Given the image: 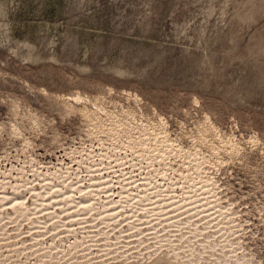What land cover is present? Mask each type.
Listing matches in <instances>:
<instances>
[{
  "label": "rangeland",
  "instance_id": "1",
  "mask_svg": "<svg viewBox=\"0 0 264 264\" xmlns=\"http://www.w3.org/2000/svg\"><path fill=\"white\" fill-rule=\"evenodd\" d=\"M82 186L88 196L99 194L93 200L101 197L95 211L105 213L104 219L99 216L103 222L94 219V210L71 207L70 193L77 189L74 199H79ZM68 187H74L66 193L70 208L61 195ZM17 194L31 203L29 216L15 211L14 199L5 200ZM133 195L143 198L141 203ZM0 199L3 264H53V256L80 254L89 246L101 259L108 254L101 249L104 237H121L136 220L143 226L142 214L145 219L151 210L169 220L195 216L231 225L264 259V0H0ZM105 207L117 217L110 218ZM118 211L122 218L132 215L131 222ZM133 212L141 218L134 220ZM87 219L99 224L96 228L105 219L117 223L112 228L107 222L109 228L105 222L113 229L106 235L105 226L96 230ZM57 224L64 228L58 231ZM134 231L120 238L127 242L121 250L142 238ZM98 233L104 235L102 245ZM75 237L79 246L73 245Z\"/></svg>",
  "mask_w": 264,
  "mask_h": 264
},
{
  "label": "clouds",
  "instance_id": "2",
  "mask_svg": "<svg viewBox=\"0 0 264 264\" xmlns=\"http://www.w3.org/2000/svg\"><path fill=\"white\" fill-rule=\"evenodd\" d=\"M135 211V209H134ZM149 231L141 232L137 254L126 264H264L231 225L195 216L166 219L159 211L145 217ZM130 227L139 230V221ZM120 246V240L116 241ZM126 259V258H125Z\"/></svg>",
  "mask_w": 264,
  "mask_h": 264
},
{
  "label": "bare ground",
  "instance_id": "3",
  "mask_svg": "<svg viewBox=\"0 0 264 264\" xmlns=\"http://www.w3.org/2000/svg\"><path fill=\"white\" fill-rule=\"evenodd\" d=\"M78 95H79V94H78ZM77 98L80 99L81 97L78 96ZM71 99H72V98H71ZM94 105H95V104H94ZM96 105H97V104H96ZM99 106H100V105H99ZM86 107H87V106H86ZM78 109H79V108H78ZM90 110H92V109H90ZM99 110H100V109H99ZM86 111H87V110H86ZM88 112H89V111H88ZM92 112H93V111H92ZM102 113H103V112H102ZM85 117H86V116H85ZM102 118H103V117H102ZM121 118H122V117H121ZM133 118H134V117H133ZM133 118H132V119H133ZM91 119H92V118H91ZM99 119H100V118H99ZM120 120H121V119H120ZM89 122H90V121H89ZM99 122H101V121L99 120ZM103 124H104V123H103ZM120 124H123V123H120ZM130 124H131V123H130ZM95 125H96V124H95ZM95 125H94V126H95ZM116 126H117V125H116ZM116 126H115V127H116ZM118 127H119V126H118ZM121 129H122V128H121ZM118 131H119V130H118ZM42 174H43V173H42ZM59 180H60V179H59ZM50 181H51V180H50ZM50 181L48 180V183H49ZM63 181H64V180H63ZM97 181H98V180H97ZM97 181H96V182H97ZM44 182L46 183V181H44ZM57 182H59V181H57ZM61 182H62V181H61ZM68 182H69V181H68ZM26 183H28V182H26ZM52 183H53V185H54V182H52ZM63 183H65V182H63ZM41 184H42V183H41ZM49 184H50V183H49ZM66 184H67V183H66ZM66 184H65V185H66ZM69 184H70V182H69ZM71 184H72V183H71ZM76 184H77V183H76ZM134 184H135V183H134ZM21 185H22V184H21ZM60 185H61V183H60ZM60 185L58 184L59 187H62V186H60ZM62 185H63V184H62ZM65 185H64V187L68 186V185H66V186H65ZM87 185H88V184H87ZM17 186H18V185H17ZM49 186H50V185H49ZM55 186L57 187V185H55ZM76 186H77V185H75L74 187L76 188ZM100 186H101V185H100ZM112 186H113V185H112ZM125 186H126V185H125ZM125 186H124V187H125ZM13 187H14V185H13ZM13 187H12V189H13ZM15 187H16V186H15ZM21 187H23V186H21ZM42 187H43V186H42ZM45 187H47V186H45ZM53 187H54V186H53ZM74 187H71V188H74ZM86 187H87V186H86ZM86 187L83 188V186H82V188H81V187L78 188L79 192H81V194H83V195H81L82 197L80 196L79 199H74L75 197H77V195H76V196L74 195V192H75L77 189L73 190L74 192H73V193H70V195H69L68 192H69L70 190L72 191V189H71L70 187H68L69 190H67V191L64 190L65 192L62 193L61 195H63V198L65 197L64 195H65L66 193H68L69 197H70L71 195L74 196V198L71 197V199H73V200H71V201L68 200V201L71 202V207L74 208V210L77 209V210H84V211H85V209H87V210H86L87 213H88V212H92V211L94 210V212H95V214H96V211H95V210H97L96 208L98 207V204H97V203L102 202L101 199H100L101 197L98 198L99 200L95 199V198H96V197H95L94 200H96V201H98V202H92V201H91V200H93L92 197H94V193H96V192H94V191H96L95 189H97V188L94 187V191H93L94 193L92 192V193H93V194H92V197L90 196V195H91V193H90L89 196L92 198V199L90 200V197H89L87 194H85V191H86L87 188H88V187H87V188H86ZM103 187H104V186H103ZM7 188H8V187H7ZM28 188H29V187H28ZM32 188H33V187H32ZM34 188H35V187H34ZM34 188H33V189H34ZM47 188H48V187H47ZM47 188H46V189H47ZM57 188H58V187H57ZM57 188L54 187V189H57ZM90 188H92V190H93V187H90ZM90 188H89V190H90ZM17 189H18V187H17ZM17 189H13V190L16 192ZM20 189H21V188H20ZM36 189H38V188H36ZM44 189H45V188H44ZM52 189H53V188H52ZM54 189H53L52 191H55ZM124 189L127 190V187L124 188ZM124 189H123V191H125ZM21 190H22V189H21ZM25 190H26V188L24 189V191H25ZM61 190H62V188H61ZM61 190H58V191L56 190V191H57L56 194H58L59 192H61ZM107 190H108V189H107ZM5 191H6V190H5ZM24 191H23V192H24ZM35 191H36V190H35ZM35 191L33 190V191H31V192L33 193V192H35ZM25 192H26V191H25ZM47 192H49V190H48ZM50 192H51V191H50ZM76 192H78V191H76ZM76 192H75V193H76ZM83 192H84V193H83ZM89 192H91V190H90ZM97 192H98V191H97ZM103 192H105V191H102V194H103ZM11 193H12V192H11ZM16 193H18V190H17ZM21 193H22V192H21ZM21 193H19V194H21ZM36 193H37V192H36ZM36 193H33V194H36ZM43 193H46V192H43ZM43 193H42V195H44ZM51 193H52V192H51ZM86 193H88V191H87ZM100 193H101V192H100ZM121 193H122V192H121ZM123 193H124V192H123ZM132 193H133V192H132ZM5 194H6V193H5ZM23 194H24V193H23ZM56 194H55V193L53 194V195H54V199H53V200H55V197H57V196H55ZM59 194H60V193H59ZM108 194H109V193H108ZM108 194L105 193V198H106V197L108 198V196H107ZM112 194H114V193H111L110 196H111ZM125 194H126V193H125ZM17 195H18V194H17ZM17 195H16V196H17ZM21 195H22V194H21ZM40 195H41V194H40ZM40 195H37V196L40 197ZM42 195H41V196H42ZM48 195H49V194H48ZM79 195H80V194H79ZM97 195H99V194L96 193L95 196H97ZM103 195H104V194H103ZM143 195H144V194H143ZM2 196H3V195H2ZM4 196H5V195H4ZM19 196H20V195H18L17 197L14 198V197H11V196H9V195H6V196H5V200L7 199V200L9 201L10 198L14 199L15 201L13 200V202H15V203H13V206H14L15 204H17V207H15L16 205L14 206V207H15V211L17 210V211H16L17 213H20V214H22V215L24 216V215H26V213L28 212V209L31 207V203H29V201H28L27 199H23V198H21L22 196H21V197H19ZM34 196H35V195H34ZM46 196H47V194H46ZM87 196H88V198H87ZM113 196H114V195H113ZM125 196H126V195H125ZM127 196H129V197H127ZM127 196H126V198H128V200H130V198H131L130 195H127ZM147 196H148V195H147ZM24 197H25V196H24ZM29 197H31V196H29ZM29 197H28V198H29ZM60 197H61V196H60ZM67 197H68V196H67V194H66V197H65V198H66V201H67ZM69 197H68V198H69ZM97 197H99V196H97ZM103 197H104V196H103ZM120 197H122V196H120ZM120 197H119V198H120ZM123 197H124V195H123ZM133 197L135 198L134 195H133ZM133 197H132V199H134ZM150 197H151V196H150ZM152 197H153V196H152ZM152 197H151V198H152ZM186 197H187V196H186ZM3 198H4V197H3ZM3 198H2V199H3ZM33 198H34V197H33ZM40 198H41V197H40ZM46 198H47V197H46ZM49 198H50V197H49ZM49 198H48V200H49ZM65 198H64V199H65ZM112 198H113V197H111L110 200H112ZM146 198H147V197H146ZM29 199H31V198H29ZM60 199H61V198H60ZM108 199H109V198H108ZM108 199H105V200H108ZM135 199H136V201H137V198H135ZM141 199H143V198H139V199H138V201L140 200V201H139L140 203H141ZM144 199H145V198H144ZM149 199H150V198H149ZM0 200H1V199H0ZM31 200H32V199H31ZM44 200H45V201H44V205H46L45 202H46L47 199H44ZM57 200H58V199H57ZM62 200H63V199H62ZM94 200H93V201H94ZM105 200H104V201H105ZM123 200H124V199H122L121 201H123ZM125 200H127V199H125ZM128 200H127V202H128ZM2 201H3V200L0 201V204H1ZM27 201H28V202H27ZM35 201H36V202H35ZM35 201L33 200V202H34L35 204H37V199H36ZM41 201H42V198H41ZM55 201H56V200H55ZM55 201H54L53 204L56 205V202H55ZM58 201H60V200H58ZM66 201H65V202H66ZM68 201H67V204L69 203ZM113 201H114V200L110 201V202H112V203H111V206H112V207H113V205L115 204V203L113 204ZM117 201H118V203H119V200H117ZM130 201L133 202V200H130ZM136 201H135V202H136ZM138 201H137V202H138ZM148 201H149V200H148ZM33 202H32V203H33ZM39 202H40V199H39ZM51 202H52V201H51ZM106 202H108V201H106ZM106 202L103 203L102 205H103V206L106 205L107 208L109 209V205H107ZM114 202H115V201H114ZM124 202H125V201H124ZM131 202H128V203H131ZM135 202H134V203H135ZM6 203H7V201H6ZM10 203H11V202H10ZM48 203H49V202H47V205H48ZM57 203H58V202H57ZM118 203H117V205H119ZM134 203H132V204H134ZM140 203H139V204H140ZM167 203H168V202H167ZM174 203H175V202H174ZM29 204H30V205H29ZM50 204H51L52 207H55V208L58 207L59 204L61 205V208H62V206H63L61 203H58V206H55V205L53 206L52 203H50ZM96 204H97V206H96ZM112 204H113V205H112ZM120 204H121V202H120ZM126 204H127V203H126ZM132 204H131V205H132ZM137 204H138V203H137ZM137 204H136V205H135V204L133 205L134 208H135L136 206L139 205V204H138V205H137ZM170 204H171V203H170ZM1 205H2V204H1ZM3 205H4V203H3ZM32 205H34V204H32ZM38 205H41V203L38 204ZM44 205H43V206H44ZM47 205H46V207H49V206H47ZM102 205H101V206H102ZM128 205H129V204H128ZM128 205H127V206H128ZM199 205H200V204H199ZM6 206H8V205H6ZM9 206H10V204H9ZM68 206H69V207H68ZM68 206H67V208H70V205H69V204H68ZM123 206H124V205H123ZM152 206H153V205H152ZM171 206H172V205H171ZM174 206H175V205H174ZM0 207H1V206H0ZM2 207H4V206H2ZM39 207H40V206H39ZM99 207H100V204H99ZM115 207H119V206H115ZM115 207H114V209H115ZM144 207H145V206H144ZM159 207H161V205H160ZM5 208H6V207H5ZM31 208H33V207H31ZM34 208H35V207H34ZM42 208H44V207H42ZM55 208H54V210H55L56 212L59 211L58 209H55ZM121 208H122V207H121ZM138 208H139V207H138ZM147 208H148V207H147ZM8 209H11V208L9 207ZM44 209H45V208H44ZM44 209H43V210H44ZM46 209L48 210V208H46ZM50 209H51V207H50ZM59 209H60V206H59ZM63 209H64V208H62L61 210H63ZM65 209H66V208H65ZM65 209H64V210H65ZM98 209H100V208H98ZM108 209H106V207H105V208H104L105 212H106ZM119 209H120V208H119ZM119 209H118V210H119ZM122 209H123V208H122ZM122 209L120 210L121 212H122ZM132 209H133V207H132ZM139 209H143V206H142V208H139ZM144 209H145V208H144ZM163 209H164V208H163ZM0 210H1V209H0ZM29 210H30V209H29ZM43 210H42V211H43ZM61 210H60V212H61ZM70 210H71V209H69V211H70ZM115 210H116V209H115ZM156 210H157V209H156ZM173 210H174V209H173ZM173 210H172V211H173ZM8 211H9V210H8ZM8 211H7V212H8ZM13 211H14V210H13ZM13 211H12V209H11V212H13ZM34 211H35V210H34ZM36 211H37V210H36ZM36 211H35V212H36ZM39 211H40L39 213H42V212H41V209H39ZM44 211H45V210H44ZM49 211H50V213H53V212L55 213V211L52 212V210H48V212H49ZM65 211H66V210H65ZM67 211H68V210H67ZM69 211H68V212H69ZM97 211H98V210H97ZM101 211H102V210H101ZM108 211H109V210H108ZM108 211H107V213L110 212V211H109V212H108ZM120 211H118V215H119ZM135 211H136V210H135ZM135 211H134V212H135ZM137 211H138V210H137ZM151 211H152V210H151ZM193 211H194V210H193ZM7 212L5 213V211H4L5 215L7 214ZM9 212H10V211H9ZM9 212H8V214H9ZM16 212H15V215L17 214ZM37 212H38V211H37ZM45 212H47V211H45ZM70 212H72V211H70ZM73 212H74V213H73V215H74V214H75V211H73ZM76 212H77L76 215H78V212H80V211H76ZM94 212H92V213H94ZM114 212H115V211H114ZM134 212H133V215L136 213V212H135V213H134ZM147 212H148V211H147ZM185 212H186V211H185ZM31 213H34V212L32 211ZM43 213H44V212H43ZM62 213H64V212L62 211ZM81 213L84 214V212H82V211H81ZM87 213H85V215H86ZM97 213H98V212H97ZM107 213H106V214H107ZM110 213L112 214V213H113V210H112V212H110ZM110 213H109V217L112 216ZM124 213H125V212H124ZM124 213H123V214H124ZM141 213H143V212H141ZM145 213H146V212H145ZM168 213H169V212H168ZM11 214H12V213H11ZM20 214H19V215H20ZM34 214H35V213H34ZM34 214H33V216H34ZM36 214H37V213H36ZM48 214H49V213H48ZM48 214H47V215H48ZM58 214H59V213H58ZM60 214H61V213H60ZM60 214H59V215H60ZM68 214H69V213H68ZM70 214H71V213H70ZM114 214L117 215L116 213H114ZM120 214H122V213H120ZM137 214L139 215V213H137ZM175 214H176V213H175ZM175 214H174V215H175ZM184 214H185V213H184ZM186 214H187V213H186ZM17 215H18V214H17ZM27 215L29 216L28 213H27ZM37 215H39V214H37ZM37 215H35L34 217H36ZM40 215H41V214H40ZM40 215H39V216H40ZM42 215L44 216L45 213L42 214ZM51 215H52V214H51ZM51 215H49V216H51ZM59 215H56V214L54 215V214H53V215H52V219H53V218L56 219V217H60ZM62 215H63V214H62ZM65 215H66V217H67V216L69 217V215H67V214H65ZM79 215H81V214L79 213ZM88 215H89V217L91 216V217L93 218V216H92L91 213H89ZM93 215H94V214H93ZM96 215H97V214H96ZM101 215H102V212H101ZM101 215L99 214V216H101ZM143 215H144V213L142 214V218H143V219H141V222H142V220H144V222L146 223L147 220L145 221ZM163 215H164V214H163ZM170 215H171V214H170ZM172 215H173V214H172ZM179 215H180V214H179ZM1 216H2V215H1ZM7 216H8V215H7ZM12 216H13V215H12ZM23 216H22V217H23ZM31 216H32V215H31ZM33 216H32V217H33ZM39 216H38V217H39ZM43 216H42V217L40 216L41 219L43 218ZM99 216L97 215L94 219H96L97 217H98V219H99ZM103 216L106 217V216H105V213H103ZM103 216H101V217H103ZM119 216H120V215H119ZM134 216L136 217V218L134 217V218H135L134 220H136V219L139 217V216H136V214H135ZM145 216H146V215H145ZM3 217H4V216H3ZM3 217H1V220H2ZM10 217H11V216H10ZM10 217H9V219H10ZM14 217H15V216H13V218H14ZM18 217H19V219L21 218L20 216H18ZM18 217H17V218H18ZM25 217H26V216H25ZM32 217H31V218H32ZM38 217H37V218H38ZM40 217H39V219H40ZM61 217L63 218V216H61ZM68 217H67L66 219H68ZM76 217H77V216H76ZM85 217H86V216H85ZM104 217H103V219H104ZM107 217H108V216H107ZM109 217H108V218H109ZM113 217H117V216H114V215H113V216L110 217V218H113ZM120 217H121V216H120ZM120 217H119V218H120ZM126 217H127V216H126ZM126 217H125V218H126ZM176 217H177V216H176ZM6 218H7V217H6ZM15 218H16V217H15ZM17 218H16V219H17ZM23 218H24V217H23ZM23 218H22V219H23ZM29 218H30V217H28V219H27V218H24V219H25V220L27 219V221H28ZM31 218H30V219H31ZM45 218L47 219V217L44 216V219H45ZM64 218H65V216H64ZM73 218H74V217H73ZM86 218H87V217H86ZM108 218H107V219H108ZM110 218H109V219H110ZM119 218H118V219H119ZM121 218H122V217H121ZM125 218H122L123 221H124ZM127 218H128V217H127ZM127 218H126V219H127ZM130 218H132V215H131ZM130 218H128V220H129ZM140 218H141V215H140ZM140 218H138V219H140ZM16 219H15V220H16ZM52 219H51V220H52ZM70 219H71V221L73 220V219L71 218V216H70ZM70 219H68V220H70ZM78 219H79V217H78ZM78 219L76 218L74 221L77 222V223H79V222L77 221ZM80 219H81V222L84 221V220H83L84 218H83L82 216H81ZM80 219H79V221H80ZM89 219H91V218H89ZM98 219H97V220H98ZM116 219H117V218H116ZM116 219H112V220H116ZM118 219H117V220H118ZM132 219H133V218H132ZM6 220H7V219H6ZM13 220H14V219H13ZM17 220H18V219H17ZM35 220H36V219H35ZM51 220L49 219V221H51ZM58 220L60 221L59 218H58ZM61 220H63V219H61ZM87 220H88V219H87ZM87 220H86V224L89 223L90 221H91L92 223L94 222L93 219H92L93 221H92V220H88L89 222H88ZM97 220H95V223L98 222ZM99 220H101V218H100ZM128 220H127V221H128ZM134 220H132V221H134ZM8 221H9V220H8ZM8 221H7V222H8ZM19 221H20V220H19ZM27 221H24V222H27ZM44 221H45V220H44ZM47 221H48V220H47ZM49 221H48V222H49ZM71 221H70V223H71ZM101 221H102V220H101ZM103 221H104V220H103ZM103 221H102V222H103ZM109 221H111V220H107V221H106V219H105V222H106V223H107V222L109 223ZM119 221H120V220H118V223H119ZM127 221H126L125 223H127ZM129 221L131 222V220H129ZM138 221H139V220H138ZM0 222H1V221H0ZM7 222H6V223H7ZM21 222H23V221H20V223H21ZM31 222H35V221H34V218H33V221H31ZM37 222H38V220H36V223H37ZM39 222H42V226L45 227L44 224H43V220H42V221H39ZM39 222H38V223H39ZM45 222H46V221H45ZM53 222H57V223H58L57 220H56V221H53ZM66 222H67V221H66ZM66 222H65V224H63L64 226L66 225ZM75 222H74V223H75ZM91 222H90L89 224H87V225H88V226L90 225L91 227L94 228L95 226H92V223H91ZM105 222L103 223L104 225H103L102 223H100V227H98V228H101V226H102L103 228H104V226H105V228L108 227V226H107L108 223L106 224ZM121 222H122V220H121ZM121 222H120V224L122 225V228L120 227V228H121L120 230L122 231V229H124V228H125V230H127L126 228H127L128 226H125V227H124L123 224H122ZM130 222H128V225H129ZM135 222H137V220H136ZM135 222H134L133 224H135ZM139 222H140V221H139ZM144 222H142V223H144ZM9 223H11V222L9 221ZM15 223H16V221H15ZM46 223H47V222H46ZM50 223H52V222H50ZM50 223H49V224H50ZM67 223H69V222H67ZM83 223H84V222H83ZM83 223H82V224L79 223L80 225H78V226H82ZM98 223H99V222H98ZM113 223H114V224H113ZM113 223H112V221H111L112 226L115 225V224L117 223V221H116V223H115V221H114ZM145 223H144V225H145ZM1 224H2V223H0V225H1ZM4 224H5V222L3 223L2 226H4ZM11 224H13V222H12ZM32 224H34V223H32ZM53 224H54V223H53ZM59 224H60V223H59ZM59 224H57L58 228H56V227H55L56 225L54 224V225H55L54 227H55L58 231H59V229H60L59 226H62V225H59ZM61 224H62V223H61ZM101 224H102V225H101ZM130 224H131V223H130ZM148 224H149V223H148ZM7 225H8V223H7ZM17 225H19L18 222H17ZM21 225H23V224H21ZM27 225H28V224H27ZM27 225H26V226H27ZM30 225H31V224H30ZM34 225H35V224H34ZM34 225H32V226H34ZM37 225H38V224H37ZM37 225H36V226H37ZM50 225H51V224H50ZM69 225H70V224H69ZM73 225H74V224H73ZM75 225H76V224H75ZM93 225H94V223H93ZM98 225H99V224L96 223V227H97ZM108 225H109V228H110V224H108ZM118 225H119V224H118ZM121 225H120V226H121ZM124 225H127V224H124ZM131 225H132V224H131ZM131 225H130V226H131ZM141 225H142V224H141ZM144 225H143V226H144ZM2 226H1V227H2ZM9 226H11V225H9ZM39 226L41 227L40 224L38 225V227H39ZM46 226H47V225H46ZM51 226H52L51 229H53V225H51ZM112 226H111V227H112ZM116 226H117V225H116ZM130 226H129V227H130ZM143 226L141 227V230H142ZM13 227H15V225H14ZM20 227H21V226H20ZM30 227H31V226H30ZM38 227H37V228H38ZM43 227H42V228H43ZM62 227H63V226H62ZM62 227H61V228H62ZM65 227H66V226H65ZM84 227H85V226L83 225V227L81 228V230L87 229V227H86V228H84ZM96 227H95V228H96ZM114 227H115V226H113L112 228H114ZM123 227H124V228H123ZM145 227L147 228L148 225L146 224ZM22 228H23V227H22ZM26 228H27V227H26ZM28 228H29V227H28ZM28 228H27V229H28ZM34 228H36V227L34 226ZM63 228H64V227H63ZM66 228H67V227H66ZM70 228H73V227H69V228H67V229H70ZM74 228L77 230L76 227H74ZM74 228H73V229H74ZM89 228H90V227H89ZM93 228H92V229H93ZM95 228H94V229H95ZM98 228H96V230H97ZM105 228H104V229H105ZM109 228H108V229H109ZM112 228H111V230H113ZM146 228H145V230H146ZM5 229L9 230V229H8V226H7V228L5 227ZM5 229H4V230H5ZM20 229H21V228H20ZM32 229H33V227H32ZM39 229H40V228H39ZM44 229H45V228H44ZM48 229L51 230L50 228H48ZM75 229H74V230H75ZM78 229H79V228H78ZM90 229H91V228H90ZM94 229L91 230V231H94ZM106 229H107V228H106ZM108 229H107V230H108ZM117 229H118V231H119V227H118ZM117 229L114 230V231H117ZM128 229H129V228H128ZM130 229H131V228H130ZM130 229H129V230H130ZM0 230H1V229H0ZM10 230H11V229H10ZM17 230H18V229H17ZM23 230H24V228H23ZM33 230H34V229H33ZM33 230H32V232H33ZM57 230H55V233L57 232ZM63 230H64V229H63ZM70 230H71V229H70ZM70 230H69V232L71 233L72 230H71V231H70ZM76 230H75V231H76ZM100 230H103V229L101 228ZM111 230H108L107 233H106L105 230H104V232H105V234L107 235V234H110V233H111ZM125 230H123V231H125ZM139 230H140V229H139ZM139 230H138L137 233H140ZM145 230H144V232H145ZM12 231H13V230H12ZM28 231H29V230H28ZM28 231H27V232H28ZM30 231H31V229H30ZM30 231H29V232H30ZM35 231H36V229H35ZM41 231H43V229H42ZM44 231H46V229H45ZM51 231H52V230H51ZM53 231H54V230H53ZM53 231H52V232H53ZM65 231H66L65 234L68 235L66 229H65L63 232H65ZM86 231H88V229H87ZM86 231H85V232H86ZM118 231H117V234H119ZM123 231H122V232H123ZM132 231H134V230L132 229V230H130L129 232L127 231V232H124V233L121 232V234H123V235H121V237H118V235H116L115 233H113L114 236H113L112 234H110V235H107V236L105 235L106 237H104V235H103L104 232L101 231V232H103L102 235H103V237H104V240L102 239V238H103L102 236H99V235H100L99 233L96 234V235H98V236H97V237H98V239H97V240H98V243L100 244V242L103 241V246L105 245V248H101V249H103L102 251L104 252V249H105V250L107 249V250H106V253L109 254V255L107 254V255H105V256L103 255V258H101V259L98 258V257H99V256H98L99 254L96 253V255H97V256H96V255L94 254V252L91 251V250H93V249H91L90 251H87L88 249H90L89 247H92V246H89V247L86 246L87 249L85 248V246H84V247L82 246L83 250L86 249V251H85V252L82 251L83 253L77 254L78 251L74 249V246H76V244L79 242V241H78V238H76V237H77V236H76L75 238H76L77 240H75V242L73 243L74 246H72L73 249L76 251V252L74 251L76 254L73 255L72 253H74V252H72L71 255L68 257V255H67L68 253L65 254V252H63V253L65 254V257L62 256L63 258H61V259H58L56 256H53V258L55 259V260H54L55 263L53 262V264H126V260H127V261H132L133 256L137 254V251H138V245H139L140 239H136V240H135V239H134V240L131 239V241L133 240L135 243H137V246H134V247H133V244L135 245V243H134V242H133V243H130V245L132 246V248L126 247V246H129V245L124 246V244H123V247L126 248V249H124V250H121V249H120V248H122V247H119V249L116 250L115 248L118 247V246H115V247L112 246V245H117L116 242H115V241H114V242H110V241L113 239V237H114L113 240H115V237H116V236H117V238H118L119 240H120V238L123 240V239L125 238L124 234H127V237H128V234L131 233ZM147 231H149V228L147 229ZM18 232H19V231H18ZM21 232H22V231H21ZM21 232H20V233H21ZM27 232H26V233H27ZM37 232H38V231H37ZM52 232H51V233H52ZM60 232H61V231H60ZM72 232H74V231H72ZM82 232L84 233V231H82ZM82 232H81V233H82ZM95 232H96V231H95ZM98 232H100V231H98ZM109 232H110V233H109ZM112 232H113V231H112ZM134 232H136V231H134ZM134 232H132V233H134ZM141 232H143V230H142ZM6 233H7V232H6ZM24 233H25V230H24ZM24 233H23V235H25ZM44 233H45V232H44ZM44 233H42V234L39 233V234L43 235ZM47 233H48V231H47ZM49 233H50V231H49ZM51 233L48 234V235H52ZM75 233H76V232H74V234H75ZM77 233H78V230H77ZM79 233H80V232H79ZM86 233H88V232H86ZM89 233H91V232H89ZM132 233H131V234H132ZM137 233H135L136 235L133 234V235H135V236H132V238H133V237H137ZM3 234H5V233H3ZM9 234H10V233H9ZM28 234H29V233H28ZM59 234H60V233L58 232V235H59ZM72 234H73V233H72ZM6 235H7V234H6ZM29 235H30V234H29ZM32 235H34V234H32ZM41 235H40V236H41ZM44 235H45V234H44ZM48 235H47V236H48ZM67 235H66V236H67ZM76 235H77V234H76ZM91 235H93L94 237L92 236V237H93L92 240L90 239L89 241H94V242H95V240H93V239H96V238H95V234H94V233H93V234L91 233ZM111 235H112L113 237H111ZM115 235H116V236H115ZM129 235H130V234H129ZM30 236H31V235H30ZM37 236H38V235H37ZM52 236H53V235H52ZM61 236H62V233H61ZM61 236H60V237H61ZM70 236H71V235L69 234V237H70ZM81 236H82V235H81ZM108 236H109V237H108ZM122 236H124V238H123ZM139 236H140V234H138V238H140ZM21 237H22V236H21ZM31 237H32V236H31ZM34 237H35V238H40V237H36V235H35ZM43 237H44V236H43ZM43 237H42V238H43ZM54 237H55V236H54ZM57 237H58V236H57ZM71 237H73V236H71ZM83 237H84V236H83ZM83 237H82V238H83ZM85 237H88V235L85 236ZM85 237H84V238H85ZM90 237H91V236L89 235V238H90ZM99 237H101V239H102V240L100 239V240H101L100 242H99ZM13 238H14V237H13ZM28 238H30V237H28ZM64 238H65V237H64ZM64 238H61V239L65 240V241H68V240H69L68 236H67L68 240H67V238H65V239H64ZM84 238H83V239H84ZM2 239H3V238H2ZM6 239H7V238H6ZM6 239H5V240H6ZM8 239H9V238H8ZM18 239H19V238H18ZM20 239H21V238H20ZM20 239H19V241H20ZM30 239H31V238H30ZM33 239H34V238H33ZM40 239H41V238H40ZM50 239H51V238H50ZM53 239H54V238H53ZM56 239H57V238H56ZM61 239H60V242H58V244H59V246L62 247V245H60V244H61V241H62ZM80 239H81V238H80ZM85 239H86V238H85ZM118 239H116V241H117ZM141 239H142V238H141ZM15 240H17V239H15ZM15 240H14V241H15ZM24 240H25V239H24ZM38 240H39V239H38ZM41 240H43V239H41ZM44 240H45V239H44ZM57 240H58V239H57ZM81 240H82V239H81ZM81 240H80V242H81V244H82L83 242H82ZM86 240L88 241V238H87ZM97 240H96V242H97ZM113 240H112V241H113ZM124 240H125V239H124ZM3 241H4V240H3ZM10 241H12V240H10ZM25 241H26V240H25ZM29 241H30V240H29ZM33 241H34V240H33ZM46 241H47V240H46ZM58 241H59V240H58ZM77 241H78V242H77ZM83 241H84V240H83ZM126 241H128V243L131 242L130 239H128V240H126ZM4 242H5V241H4ZM22 242H24V241H22ZM34 242H35V241H34ZM48 242H49V241H48ZM55 242H56V240H55ZM62 242L64 243V241H62ZM85 242H86V241H85ZM94 242H89V243L93 245ZM121 242H123V241H120V244H122ZM124 242H125V241H124ZM124 242H123V243H124ZM0 243H1V242H0ZM24 243H25V242H24ZM30 243H32V242H30ZM39 243H41V241H40ZM45 243H46V242H45ZM52 243H54V242H52ZM63 243H62V244H63ZM71 243H72V242H71ZM110 243H111V244H110ZM125 243L127 244V242H125ZM1 244H2V243H1ZM3 244H5V243H3ZM9 244H11V246H13L14 243H9ZM25 244H27V243H25ZM43 244H44V243H43ZM90 244H89V245H90ZM14 245H15V244H14ZM32 245H33V244H32ZM36 245H37V244H35V246H36ZM38 245H39V244H38ZM48 245H49V244H48ZM48 245H47V246H48ZM69 245H70V242H69ZM69 245H68V248H71V247H69ZM77 245L79 246V243H78ZM84 245H85V244H84ZM87 245H88V244H87ZM100 245H102V244H100ZM5 246H6V245H5ZM24 246H25V245H24ZM26 246H27V245H26ZM26 246H25V247H26ZM42 246H43V245H42ZM50 246H51V244L49 245V247H50ZM54 246H55V245H54ZM54 246H53V247H54ZM64 246H65V245H64ZM64 246H63V247H64ZM66 246H67V245H66ZM66 246H65V247H66ZM78 246H77V247H78ZM94 246H96V243H95ZM98 246H99V245H98ZM103 246H102V247H103ZM14 247H15V246H14ZM40 247H41V246H40ZM80 247H81V245H80ZM100 247H101V246H100ZM110 247H111V248H110ZM136 247H137V248H136ZM4 248H5V247H4ZM55 248H56V246H55ZM84 248H85V249H84ZM96 248H97V246L95 247V249H96ZM5 249H6V248H5ZM10 249H11V248H10ZM30 249H31V248H30ZM40 249H41V248H39V250H40ZM43 249H46V247L43 248ZM43 249H41V250H43ZM52 249H53V248H52ZM79 249H80V248H79ZM98 249L100 250L99 247H98ZM114 249H115V250H114ZM136 249H137V250H136ZM13 250H15V249H13ZM16 250H17V249H16ZM22 250H23V249H22ZM26 250H27V247H26ZM35 250H36V248H35ZM46 250H47V249H46ZM53 250L56 251L55 249H53ZM57 250H59V248H58ZM61 250H62V248H61ZM61 250H60V251H61ZM68 250H69V249H68ZM119 250H121V251H119ZM11 251H12V250H11ZM19 251H20V250H19ZM29 251H30V250H29ZM29 251H28V252H29ZM31 251H33V250H31ZM37 251H38V249L36 250V252H37ZM44 251H45V250H44ZM48 251H49V249H48ZM66 251H67V250H66ZM97 251H98V250H97ZM107 251H109V252H107ZM23 252H24V250H23ZM52 252H53V251H52ZM56 252H57V251H56ZM68 252H69V251H68ZM99 252H100V254H103V252H101V251H99ZM11 253H12V252H11ZM19 253H20V252H19ZM34 253H35V252H34ZM57 253H58V252H57ZM57 253H56V254H57ZM59 253H60V252H59ZM59 253H58V254H59ZM0 254H1V253H0ZM15 254L19 255L18 253H15ZM22 254H23V253H22ZM30 254H31V252H30ZM37 254H38V253H37ZM37 254H36V256H34L35 258L38 256ZM45 254H46V251H45ZM53 254H54V253H53ZM39 255H40V254H39ZM43 255H44V254H43ZM48 255H49V253H48ZM61 255H63V254H61ZM61 255H59V256L61 257ZM66 255H67V256H66ZM0 256H1V255H0ZM2 256H5V255H2ZM9 256H10V254H9ZM13 256H14V255H13ZM20 256H21V255H20ZM25 256H26V254H25ZM27 256H28V255H27ZM27 256H26V257H27ZM32 256H33V255H32ZM41 256H42V254H41ZM45 256H46V255H44V256H42V257L45 258ZM16 257H17V256H16ZM22 257H23V256H22ZM34 257H33V258H34ZM38 257H39V256H38ZM38 257H37V258H38ZM101 257H102V256H101ZM5 258H6V257H5ZM24 258H25V257H24ZM30 258H31V257H30ZM37 258H36V261H37ZM48 258H49V256H48ZM51 258H52V256H51ZM51 258H50V259H51ZM125 258H126V259H125ZM27 259H28V258H27ZM40 259H41V257H40L38 260H40ZM45 259H47V257H46ZM0 260H2V259H0ZM10 260H11V259H10ZM17 260H18V259H17ZM42 260H43V259H42ZM3 261L5 262V261H7V260H2V263H0V264H3V263H4ZM8 261H9V260H8ZM22 261H23V260H22ZM36 261H35V263H36ZM49 261H50V260H48V263H49ZM52 261H53V260H52ZM9 262H10V261H9ZM17 262H18V261H17ZM23 262H24V261H23ZM32 262H34V261L32 260ZM39 262H40V261H39ZM18 263H19V262H18ZM28 263H30L29 260H28ZM45 263H46V262H45ZM8 264H9V263H8ZM22 264H23V263H22ZM133 264H136V262L133 261ZM157 264H163V262H162V261H158Z\"/></svg>",
  "mask_w": 264,
  "mask_h": 264
}]
</instances>
